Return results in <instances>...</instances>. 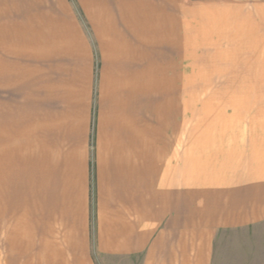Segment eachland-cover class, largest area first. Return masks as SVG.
Masks as SVG:
<instances>
[{"label": "crops", "instance_id": "obj_1", "mask_svg": "<svg viewBox=\"0 0 264 264\" xmlns=\"http://www.w3.org/2000/svg\"><path fill=\"white\" fill-rule=\"evenodd\" d=\"M239 45L257 115L192 138V51ZM260 224L264 0H0V264H212Z\"/></svg>", "mask_w": 264, "mask_h": 264}, {"label": "rangeland", "instance_id": "obj_2", "mask_svg": "<svg viewBox=\"0 0 264 264\" xmlns=\"http://www.w3.org/2000/svg\"><path fill=\"white\" fill-rule=\"evenodd\" d=\"M193 39L192 37V42L195 41ZM239 46L238 53H224L223 55H216L211 46L204 50L202 48L192 51L189 63L192 138L193 134L213 132L217 126L214 123L221 122L219 120L257 115L255 111L257 106L254 103V106L251 104L250 108L248 96L251 94L246 92L248 84L246 52L245 49L242 50L245 45ZM216 56L236 59L217 60ZM33 128L37 126L32 125ZM31 136V145L26 149L27 151L16 150V170L28 164L39 165L38 136L34 132ZM33 174L31 173V176ZM97 261L98 264H117V260L105 262L99 259ZM212 264H264V224L220 232L214 245Z\"/></svg>", "mask_w": 264, "mask_h": 264}]
</instances>
